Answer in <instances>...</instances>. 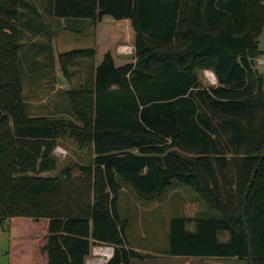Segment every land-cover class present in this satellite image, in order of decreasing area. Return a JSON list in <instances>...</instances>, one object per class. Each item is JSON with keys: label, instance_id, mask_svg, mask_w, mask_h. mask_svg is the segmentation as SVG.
Returning a JSON list of instances; mask_svg holds the SVG:
<instances>
[{"label": "trees", "instance_id": "trees-1", "mask_svg": "<svg viewBox=\"0 0 264 264\" xmlns=\"http://www.w3.org/2000/svg\"><path fill=\"white\" fill-rule=\"evenodd\" d=\"M55 19L109 24L93 86L68 90L80 123L31 116L23 96L24 66L37 57L47 73L55 62L52 33L36 40ZM262 34L264 0H0V227L49 219L48 264H87L99 243L114 246L106 264H131L144 255L127 244L119 192L126 182L155 199L177 180L220 217L172 218L168 255L264 264ZM130 41L134 57L117 59ZM94 53L59 54L63 74L65 57ZM204 69L216 85H203ZM66 130L95 154L76 176L75 166L51 174Z\"/></svg>", "mask_w": 264, "mask_h": 264}, {"label": "rangeland", "instance_id": "rangeland-1", "mask_svg": "<svg viewBox=\"0 0 264 264\" xmlns=\"http://www.w3.org/2000/svg\"><path fill=\"white\" fill-rule=\"evenodd\" d=\"M111 19V18H110ZM63 20V19H62ZM112 20V19H111ZM74 23L71 24L72 32L68 34L69 43L67 46L73 45V47H81L84 41H88L89 38L85 39L84 33L80 32L83 29V21L77 19H72ZM108 22V21H107ZM68 23L60 21L57 25L52 23L49 27L51 32L46 28L41 30L40 36L36 38L39 43L47 44V40L56 36V44L59 47L60 53L62 47L59 46V39L61 33L59 29L55 30L56 27L67 26ZM69 25V24H68ZM42 26V25H40ZM105 26H109L105 23ZM69 28V27H68ZM69 28V29H70ZM123 28V40L127 41V32L124 26ZM78 29V30H77ZM37 31H28V33H36ZM58 33V34H56ZM63 36V35H62ZM65 36V35H64ZM51 37V38H52ZM61 39H63L61 37ZM123 44V43H121ZM36 45V46H35ZM35 47L39 44L35 43ZM64 45V50L68 49ZM259 49L263 51L260 57H264V34L259 38ZM119 49V48H117ZM34 57V56H33ZM34 61V65H25L22 75L24 92L23 96L26 99L27 112L32 113L37 106H41L38 100H44L47 92H44L41 96L35 91V79L39 75L40 80H45L46 84H54V76L51 75L50 70L46 73L45 71H40L42 64L39 62L37 64V57ZM94 57L88 56H67L65 57L66 65L69 72V80L71 87L74 89L81 88L84 85L93 86V72L91 70L92 60ZM86 62V63H85ZM255 68L259 70L264 75V62L260 63L256 60ZM211 72L212 70H198V76L202 81L203 85H216ZM214 73V72H213ZM215 74V73H214ZM85 76V79H83ZM216 76V75H215ZM79 78V80H77ZM54 88V87H53ZM48 91L51 88L46 87ZM36 94H38L36 96ZM32 100V101H31ZM48 106H55L58 109L57 112H50V110H45L44 113H48L51 117H64L70 120H74L80 123V120L73 114L72 103L69 97L68 89H59L58 92L51 94L47 103ZM35 113V112H33ZM76 137L67 130L59 136L58 144L55 148V155L57 156V169L51 174L60 173L66 167L75 166L73 173L74 175H79L80 171L78 166L81 164H89L93 160L95 154L93 152L91 144L80 145ZM120 198L118 200L119 211L121 212V218L127 220V226L125 229V235L132 247H138L144 250H152L149 252H141L143 258H134L133 264H160V261L156 263L157 259L164 258L166 250L169 247V226L168 218L174 217H190L189 215L195 213L196 216H205L210 218L220 217V212L215 209H211L209 205L202 200L195 188L174 180L172 185L165 191V193L155 199H144L140 197L134 190L131 184L124 183ZM197 209L198 211H195ZM46 218L34 219L28 217H14L7 219L2 227H0V264H43L42 257L36 259V251L41 248L37 238H41L42 234L45 233ZM229 237L228 233H223L221 238L227 239ZM42 244V243H41ZM98 245V244H96ZM106 245V244H99ZM11 251L8 255V251ZM94 249V246H93ZM92 249V250H93ZM93 255V254H92ZM163 264H201L193 261H180L167 257ZM215 264V263H214ZM216 264H247L245 261L234 259H224V261H219Z\"/></svg>", "mask_w": 264, "mask_h": 264}, {"label": "crops", "instance_id": "crops-1", "mask_svg": "<svg viewBox=\"0 0 264 264\" xmlns=\"http://www.w3.org/2000/svg\"><path fill=\"white\" fill-rule=\"evenodd\" d=\"M51 21L52 22H56L57 24L60 23V21H63L65 23L64 19L63 20L62 19H55V20H51ZM105 28L106 27H105V23L104 22H101L98 25L90 24L89 22H84L82 31L81 30H79V31L84 33V35L86 36L85 39H87V38H89V39H88L87 42L84 41V44L80 45L81 47H73L72 44H71V46H70V44H69V46L66 45V44L69 43L67 37H68V34L73 31L72 28L69 29L67 26H64V28H61V26L55 28V30L59 29L58 33H61V36H60V39H59V46L62 47L61 53L72 52L74 50H80V49H94L95 53L93 55H90L91 57H94L93 60H92V65H91V70H92L93 75H94L99 60H101L104 52L108 48L102 42V36H104V34H105V31H104ZM103 31H104V34H103ZM58 33H56V34H58ZM56 36L53 37L52 42H51V46H52V51H53L55 62L52 64V67H49L51 75L54 76V84L48 85V84H46L47 81L45 82V80H40L39 75L36 77L35 83H34L36 93L38 92V94L40 96L44 92H47L48 94L46 95L44 100H42V99L38 100L37 104H40L41 106H37V108L34 109L33 112H35V113H33V112L29 113L31 116H43V115L49 116L48 113H44V111L47 110V108H48V110H50V112H57L56 111L58 109L57 107L48 106L47 105L48 100H49V96L51 94H54V93L58 92L59 89H68L69 90L71 88V83H70V80L68 79L69 77H66L63 74V72H62L61 64H60L59 57H58V55L61 54V53H60V50L58 49L59 47L56 44ZM61 37L63 39H61ZM64 45H66L68 49L64 50V47H63ZM117 48H119V49H117ZM134 50H135L134 43L130 41V42H127V43L118 44L114 54L116 55V57L119 56L122 59H131V58L134 57ZM117 59H118V57H117ZM122 62H123V60H119V62L117 60V63H122ZM44 70H46V68H44ZM40 71L42 72V68L40 69ZM83 79H85V76H84ZM77 80H79V78H77ZM46 87L51 88V90L48 91L46 89ZM38 94H36V96ZM24 100L26 102L25 98H24ZM26 104H27V102H26ZM122 190L125 191L126 188H124V189L122 188ZM122 190L119 192L118 200L120 198ZM117 207H118V211H119L118 201H117ZM194 210L198 211L197 209H194ZM119 214H121L120 211H119ZM189 216L190 217H195L196 214L193 213V214H191ZM171 219L172 218H170V217L167 219L168 220L169 231H170ZM48 225H49V219L46 220L47 229H46L45 233H43L41 235L42 236L41 238H37L38 242H36V244H40L41 245V248L36 251V259H38V258L40 259V257H42L43 264H48V252L44 248L45 244L47 243L46 242L47 241L46 237L48 236ZM189 229L194 231L195 230V224L191 223L189 225ZM127 244H128V246L130 248H133V249L137 250L138 252H142V251L143 252H149V253L152 252V250H144V249H140L138 247H132L130 245L129 241H128V238H127ZM7 253H8V255H9V253H11L10 249H9V251ZM92 254H94L93 250H92L91 254L86 258V263L87 264H90L89 261L93 257ZM164 256H166V259H167V257H171L173 259H177V261L178 260H180V261H186L187 260V261H193V262L196 261V262L201 263V264H214V263L216 264V263H218V259H219V261H224V258H217V257L172 256V255H168L166 252H165ZM138 259H140V258H138ZM166 259H165V257L157 259L156 263H158L160 261V264H163L166 261ZM231 259H234V258H231ZM226 260H228V259H226ZM133 263H134V261L131 260V264H133ZM150 264H152V263L150 262Z\"/></svg>", "mask_w": 264, "mask_h": 264}, {"label": "built area", "instance_id": "built-area-1", "mask_svg": "<svg viewBox=\"0 0 264 264\" xmlns=\"http://www.w3.org/2000/svg\"><path fill=\"white\" fill-rule=\"evenodd\" d=\"M258 62L263 63L264 57H259ZM100 244V243H99ZM94 245L93 257L90 259V264H106L114 254V246L111 245ZM103 249H106L107 252L103 253ZM103 260L104 262L100 263Z\"/></svg>", "mask_w": 264, "mask_h": 264}, {"label": "bare ground", "instance_id": "bare-ground-1", "mask_svg": "<svg viewBox=\"0 0 264 264\" xmlns=\"http://www.w3.org/2000/svg\"><path fill=\"white\" fill-rule=\"evenodd\" d=\"M211 74H212V77H213L214 81H216V76H215V74H214L213 72H211ZM105 252H107V250H106V249H103V253H105ZM102 262H104V261L101 260L100 263H102Z\"/></svg>", "mask_w": 264, "mask_h": 264}, {"label": "water", "instance_id": "water-1", "mask_svg": "<svg viewBox=\"0 0 264 264\" xmlns=\"http://www.w3.org/2000/svg\"><path fill=\"white\" fill-rule=\"evenodd\" d=\"M255 177V173L253 174V178ZM246 198V197H245Z\"/></svg>", "mask_w": 264, "mask_h": 264}]
</instances>
